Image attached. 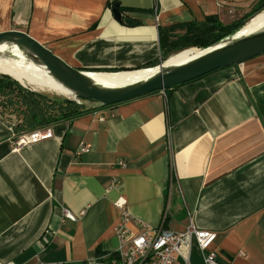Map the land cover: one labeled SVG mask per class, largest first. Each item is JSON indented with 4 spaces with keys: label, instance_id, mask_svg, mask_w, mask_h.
<instances>
[{
    "label": "crops",
    "instance_id": "obj_1",
    "mask_svg": "<svg viewBox=\"0 0 264 264\" xmlns=\"http://www.w3.org/2000/svg\"><path fill=\"white\" fill-rule=\"evenodd\" d=\"M258 2L0 0V32L24 31L80 70H140L188 24H229ZM41 129L50 136L16 146L0 120V262L109 264L123 197L133 232L193 224L215 232L220 264H264V52ZM190 261L204 264L196 245Z\"/></svg>",
    "mask_w": 264,
    "mask_h": 264
},
{
    "label": "water",
    "instance_id": "obj_2",
    "mask_svg": "<svg viewBox=\"0 0 264 264\" xmlns=\"http://www.w3.org/2000/svg\"><path fill=\"white\" fill-rule=\"evenodd\" d=\"M111 11L117 20H121V12L117 2L112 4ZM234 34L203 48L200 54L188 61L168 66H163L162 62L158 63L154 66L157 67V70L147 78L112 87L98 84L89 75V71L69 65L51 49L24 31L0 32V43L16 44L34 61L43 65L52 78L66 87L72 93V99L75 102L77 99L93 101L91 102L93 104H89V106L98 108L170 88L219 68L239 65L243 61L264 52V28L244 36ZM224 39L226 41H222Z\"/></svg>",
    "mask_w": 264,
    "mask_h": 264
},
{
    "label": "trees",
    "instance_id": "obj_3",
    "mask_svg": "<svg viewBox=\"0 0 264 264\" xmlns=\"http://www.w3.org/2000/svg\"><path fill=\"white\" fill-rule=\"evenodd\" d=\"M262 10H264V0H259L248 14L229 24H223L214 17H207L204 22L190 23L187 25L185 35L181 36L170 50L162 52L161 57L171 56L176 51L189 47L205 48L213 45L235 33ZM160 61L156 59L144 68L154 67ZM115 71L121 70L110 72ZM89 104L84 103L83 100L77 103L72 97H58L40 92L8 74L0 73V120L11 126L15 133L22 134L41 129L60 120L80 115L93 109Z\"/></svg>",
    "mask_w": 264,
    "mask_h": 264
},
{
    "label": "built area",
    "instance_id": "obj_4",
    "mask_svg": "<svg viewBox=\"0 0 264 264\" xmlns=\"http://www.w3.org/2000/svg\"><path fill=\"white\" fill-rule=\"evenodd\" d=\"M76 101L80 103L79 99ZM50 134L49 129H36L16 135L14 144L21 146L36 142L49 137ZM88 151L89 146L81 144L76 154L80 155ZM114 206L118 210V218L114 226V235L118 241L117 258L109 264H173L176 257L181 259L182 264H191L190 253L193 245L199 248L204 264H220L215 252L209 249L215 238V232L199 229L193 224L182 230H173L164 227L162 222L155 227L142 222L140 231L133 232L128 227L131 215L127 210L125 199L117 197ZM63 217L73 221L76 219V216L67 210ZM0 264L10 263L0 262Z\"/></svg>",
    "mask_w": 264,
    "mask_h": 264
},
{
    "label": "bare ground",
    "instance_id": "obj_5",
    "mask_svg": "<svg viewBox=\"0 0 264 264\" xmlns=\"http://www.w3.org/2000/svg\"><path fill=\"white\" fill-rule=\"evenodd\" d=\"M263 28L264 10L249 19L235 32L234 35L244 36L257 32ZM222 41H226V39ZM202 49L203 48L189 47L178 52L176 51V53L172 54L167 60L162 62L163 66L176 65L188 61L200 54ZM156 70L157 67L134 71L90 72L89 75L98 84L112 87L145 79ZM1 72L10 74L13 79L15 78L19 82H22L25 85H30L33 88L49 90L72 97V93L52 78L43 65L34 61L22 48L14 43H0V73Z\"/></svg>",
    "mask_w": 264,
    "mask_h": 264
},
{
    "label": "rangeland",
    "instance_id": "obj_6",
    "mask_svg": "<svg viewBox=\"0 0 264 264\" xmlns=\"http://www.w3.org/2000/svg\"><path fill=\"white\" fill-rule=\"evenodd\" d=\"M234 34V33H233ZM233 34H230L229 36H231V35H233ZM223 39V38H222ZM221 40V39H220ZM194 47H196V46H194ZM174 54V53H173ZM172 55V54H171ZM170 56V55H169ZM169 56H167V57H165V58H162L161 59V61H160V63L161 62H164L165 60H167L168 58H169ZM149 68H151V67H149ZM149 68H147V69H149ZM140 69H146V68H140ZM134 70V69H133ZM136 70V69H135ZM89 72H102V71H96V70H90ZM28 87H31L32 88V86H30V85H28ZM36 89V88H35ZM37 90H40V91H43V92H47V93H50V94H52L53 96H57L58 95V97H65L66 95H63V94H60V93H57V92H53V91H49V90H44V89H38L37 88ZM67 97H69V96H67ZM84 101V103H86V104H89V103H91V102H93V101H89V100H83Z\"/></svg>",
    "mask_w": 264,
    "mask_h": 264
}]
</instances>
